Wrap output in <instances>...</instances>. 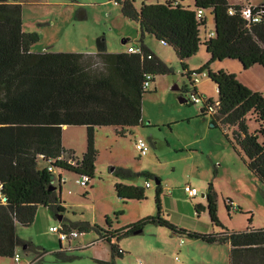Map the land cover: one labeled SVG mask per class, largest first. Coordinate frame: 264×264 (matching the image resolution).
Returning <instances> with one entry per match:
<instances>
[{"label": "trees", "instance_id": "trees-1", "mask_svg": "<svg viewBox=\"0 0 264 264\" xmlns=\"http://www.w3.org/2000/svg\"><path fill=\"white\" fill-rule=\"evenodd\" d=\"M108 1L118 4L125 18L139 24L138 44L142 53H111L104 35L97 38L95 53L50 49L33 52L40 36L24 31L25 4L20 0H0V257L13 259L21 250L26 253L43 250L24 240L19 227L33 225L40 207L57 217L65 212L59 192L61 185L56 186L53 176H80L87 178L89 185L94 180L97 128H120L118 134L125 136L126 130L143 125L142 99L152 89L144 87L147 76L153 77L152 87L156 75L173 73L145 43L147 36L173 48L191 84L194 77L207 72L216 86L218 100L205 97L203 115L217 109L214 122L219 120L224 128H232L231 143L244 155L246 167L264 185V91H254L234 73L214 71L211 67L216 62L237 60L244 70L257 65L264 68V15L259 22H249L242 16L243 6L230 0H193V6L185 4V0H164L144 3L140 8L137 0ZM81 9L76 18L87 20L86 10ZM199 10L205 13L203 18L198 17ZM207 12L214 16L213 36L207 31ZM201 48L209 60L196 71L190 70L187 62ZM184 90L189 91L187 87ZM194 92L198 93L196 87ZM65 126L86 128L87 149L81 158L65 148ZM113 173L123 180L138 175L123 168L114 169ZM143 175L160 182L156 188L157 214L122 227H114L110 218L105 219L104 226L88 221L68 226L63 219L62 227L77 228L81 234L95 231L99 241L110 244L113 259L124 254L115 242L142 234L147 225H156L207 244H229L230 264H264V228L240 232L225 228L218 217L219 194L212 183L205 194L207 206L197 204L196 210L207 209L212 224L223 230L201 233L180 228L164 218L162 180L151 174ZM146 188L115 185L118 198L125 203L146 200ZM92 190L93 185L87 193ZM225 205L230 211L233 202L227 200ZM236 210L243 213L240 207ZM123 214L122 210L116 219ZM65 252L61 243V249L54 255L65 262L75 259Z\"/></svg>", "mask_w": 264, "mask_h": 264}, {"label": "rangeland", "instance_id": "rangeland-1", "mask_svg": "<svg viewBox=\"0 0 264 264\" xmlns=\"http://www.w3.org/2000/svg\"><path fill=\"white\" fill-rule=\"evenodd\" d=\"M24 31L37 33L40 41L33 52L50 49L56 52L85 53L96 49L99 36L107 40L108 51L121 53L130 45H139L140 26L137 22L123 16L118 4L108 0H75V2L43 0L23 1ZM164 0H137L136 5L155 4ZM242 4L243 0H230ZM194 5L193 0H185ZM264 0H252V5L260 6ZM82 8V9H81ZM86 10L88 19L76 18L78 10ZM208 33L214 29V17L207 12ZM204 32V30L202 31ZM204 40V35L202 34ZM129 42L124 43L125 40ZM147 42L165 56L173 73L156 75L155 85L142 99L143 125L126 130V135L118 134L120 128L99 127L96 130L98 157L95 178L87 188L78 184L80 176L65 175L62 182L63 203L66 210L63 223L88 221L104 226L110 218L114 227H122L137 222L147 216L157 214L156 179L143 175L151 174L162 180L163 216L174 225L201 233L221 232L222 227L212 224L208 210H196L197 204L206 205L202 197L212 183L219 194L218 217L221 224L231 231H245L248 228H264V185L246 167L244 155L237 152L231 143L232 128H224L214 122L217 109L203 115L204 103H182L180 97L188 100L194 92L181 62L174 56V50L162 47L147 36ZM127 52V51H126ZM206 51L199 53L187 63L190 70L196 71L206 63ZM234 73L237 78L254 91H264V68L254 66L244 70L237 60L216 62L212 68ZM196 85L199 95L212 96L218 100L216 86L201 74ZM156 87V90L154 89ZM189 89L188 94L184 88ZM219 121V120H218ZM252 128L254 123L251 122ZM67 129V130H66ZM65 141L75 144L77 157L81 158L87 149V130L83 127L67 126ZM118 131V132H117ZM142 139L147 143L148 153L141 156L135 141ZM231 140V141H230ZM123 168L138 175L131 180L115 176L113 169ZM147 199L123 202L117 196L116 183L146 187ZM196 187L199 195L192 198L185 191L186 185ZM93 190L89 193L91 186ZM56 186H59L58 183ZM61 198V199H62ZM231 200L243 213L228 211L225 201ZM123 216L116 219L119 212ZM251 213V214H249ZM252 220L250 223L249 220ZM62 221L48 209L40 207L35 223L19 227L20 236L27 242L42 248L35 253L42 257L36 264H101L97 260L115 264H230V246L207 244L187 236L174 234L171 230L156 225H147L142 234L125 237L117 243L123 256L113 259L108 242L98 240L95 231L83 233L77 239L62 243L65 253L75 259L57 260L54 253L61 249L60 236L50 231L52 226H61ZM78 230L77 228H71ZM79 231V230H78ZM183 240V244H181ZM94 247L90 243L94 242ZM82 247V248H81ZM22 262L13 258H0V264H26L31 255L20 251Z\"/></svg>", "mask_w": 264, "mask_h": 264}, {"label": "built area", "instance_id": "built-area-1", "mask_svg": "<svg viewBox=\"0 0 264 264\" xmlns=\"http://www.w3.org/2000/svg\"><path fill=\"white\" fill-rule=\"evenodd\" d=\"M243 6L242 9V16L245 20L249 21V22H259L261 20V17L264 15V4L260 5V6H254L252 5V0H243V3L241 4ZM231 14L235 13L234 9L230 10ZM205 16V13L202 10L198 11V17L199 18H203ZM214 32L211 31L209 33V36H213ZM129 53H134V54H140L142 53V48L140 45H130L128 48ZM204 74L207 75V72H205ZM152 76L148 75L147 76V81L144 84V87L146 89H150L151 88V80H152ZM200 77H194V79H192V86L195 87V85L198 83ZM194 89V88H193ZM189 90V89H188ZM189 92V91H188ZM189 101L197 104V103H206L207 101L198 93L192 92L189 95ZM135 146L138 149V151L140 152L141 156H146L148 153V146L147 143L142 140L139 139L137 141H135ZM78 184L85 187L89 185V181L87 178H83V179H79ZM151 184L149 182L146 183V187H150ZM185 191L187 192V194L194 198L196 196L199 195V191L196 187H193L191 185H186L185 186ZM50 231L59 234L60 236V240L61 242H65V241H70L73 239H77L81 236L80 231L75 230V229H69V230H65L63 227L59 226H55V227H51ZM183 240L181 242V244H183ZM14 259L16 260L17 263H21L22 262V256L20 254V252H17ZM37 261H30L29 264H36ZM139 264H143V262L141 261Z\"/></svg>", "mask_w": 264, "mask_h": 264}, {"label": "crops", "instance_id": "crops-1", "mask_svg": "<svg viewBox=\"0 0 264 264\" xmlns=\"http://www.w3.org/2000/svg\"><path fill=\"white\" fill-rule=\"evenodd\" d=\"M34 1L35 0H31V3H34ZM39 2H41V1H43V0H38ZM20 3H22L23 4V2H20ZM138 7V6H137ZM138 8H140V7H138ZM23 13H24V10H23ZM206 16L208 17V15L206 14ZM213 16V15H212ZM214 17V16H213ZM23 18H24V16H23ZM209 20V19H208ZM214 27H215V21H214ZM149 38H151V39H153V37L152 36H148ZM147 38V37H146ZM145 38V43L149 46V41L147 42V39ZM155 41L154 42H156L159 46H161L162 47V50H165V49H167V48H172V47H170V46H167L166 44H164V43H161V42H159V41H157L156 39H154ZM127 41H125L124 43H126ZM128 43V42H127ZM150 47V46H149ZM151 47H153L152 45H151ZM150 47V48H151ZM165 48V49H164ZM48 49V48H47ZM173 49V48H172ZM151 50L162 60V61H164L165 63H167V59L166 58H164L165 56H163V54H161V53H159L158 51H156V49L154 50V48H151ZM205 50V49H204ZM97 51V48L96 49H94V50H91L90 52H85V53H95ZM126 51H128V49L127 50H125L124 52H126ZM174 52V51H173ZM174 56H176V54H175V52H174ZM206 60L208 61L209 59H208V57L206 58ZM206 61V62H207ZM180 62V61H179ZM215 64V63H214ZM214 64H212V68L214 67ZM190 69V68H189ZM192 70V69H191ZM204 74V73H203ZM206 76H208V74L206 75ZM209 79V78H208ZM197 85V84H196ZM196 85H195V87H196ZM197 88V87H196ZM196 93V92H195ZM198 93H200L199 91H198ZM186 94H188V91H187V93ZM203 97V96H202ZM206 97V96H205ZM212 98V96H207V98ZM181 98V97H180ZM189 98V97H188ZM204 98V97H203ZM186 100V99H185ZM187 101H189V99L187 100ZM190 102V101H189ZM218 123H220L219 121H218ZM221 124V123H220ZM65 127H67V126H65ZM64 127V128H65ZM81 127H83V126H81ZM83 128H85V127H83ZM67 130V129H66ZM87 132V131H86ZM64 146H65V148L68 150V149H72L73 151H75V153L77 152L76 151V146H75V144H70V143H68L67 144V142L65 141V130H64ZM85 152H86V150H85ZM84 152V153H85ZM83 153V154H84ZM76 155H77V153H76ZM79 158V157H78ZM62 176L60 177L58 174L56 175V176H54V180H55V184L56 183H58L59 181L61 182V193H62V182H63V179H66V177L64 178V176L65 175H68V174H61ZM147 182H149V181H147ZM146 182V183H147ZM150 183V182H149ZM190 185V184H189ZM162 187H163V185H162ZM148 188V187H147ZM264 189V188H263ZM216 190V189H215ZM217 192V191H216ZM163 193H164V189H163ZM218 193V192H217ZM206 194V193H205ZM61 198H62V196H61ZM205 198V200H206V205H204V204H202L204 207H206L207 206V199H206V197H204ZM65 204H66V202H64ZM63 203V198H62V205H63V208H64V210H66V205ZM237 204L235 203H233V205H232V210H236L237 209ZM197 213L199 214V212L197 211ZM63 219H65L64 218V216H62V218H61V220L60 221H62ZM72 223H75V222H71V224ZM66 225H68V223H65ZM70 224V225H71ZM70 225H68V226H70ZM52 227H55V226H52ZM61 227H62V225H61ZM61 243H63V242H61ZM94 243H95V241L94 242H92V243H90L88 246H92V247H94ZM214 245H222V244H214ZM226 246H230L229 244H225ZM82 248V247H81ZM65 249V248H64ZM20 252V251H19ZM29 255H31V258L26 262V264H29L30 263V261H40L41 259H42V257L44 256V254H45V252H44V254L42 255V257H36L35 255H34V252H29L28 253ZM1 258V257H0ZM199 264H203V263H199ZM206 264H213L212 262L211 263H206Z\"/></svg>", "mask_w": 264, "mask_h": 264}, {"label": "water", "instance_id": "water-1", "mask_svg": "<svg viewBox=\"0 0 264 264\" xmlns=\"http://www.w3.org/2000/svg\"><path fill=\"white\" fill-rule=\"evenodd\" d=\"M180 101H181L182 103L187 102V100H185V99H183V98H180ZM202 112H205V110L202 109ZM113 171H114V169H113ZM52 178L54 179V176H53ZM156 183H157V185L160 184V182H159L158 180H156ZM58 185H59V186L61 185V182H60V181L58 182ZM53 189H56V186H54ZM59 192L61 193V188L59 189ZM202 197H206V195H205V194H202ZM61 218H62V216L60 215V216H59V219L61 220Z\"/></svg>", "mask_w": 264, "mask_h": 264}]
</instances>
